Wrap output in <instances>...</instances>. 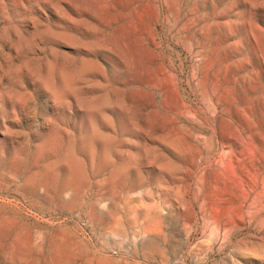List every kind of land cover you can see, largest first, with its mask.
I'll return each instance as SVG.
<instances>
[{
  "label": "rangeland",
  "instance_id": "rangeland-1",
  "mask_svg": "<svg viewBox=\"0 0 264 264\" xmlns=\"http://www.w3.org/2000/svg\"><path fill=\"white\" fill-rule=\"evenodd\" d=\"M0 264H264V0H0Z\"/></svg>",
  "mask_w": 264,
  "mask_h": 264
},
{
  "label": "bare ground",
  "instance_id": "bare-ground-1",
  "mask_svg": "<svg viewBox=\"0 0 264 264\" xmlns=\"http://www.w3.org/2000/svg\"><path fill=\"white\" fill-rule=\"evenodd\" d=\"M188 56V55H187ZM184 86V85H183ZM184 88V87H183ZM187 94V93H186ZM159 95V94H158ZM179 99V98H178Z\"/></svg>",
  "mask_w": 264,
  "mask_h": 264
}]
</instances>
